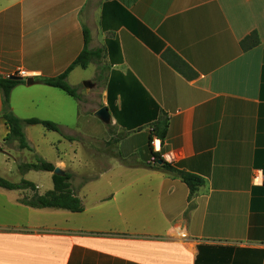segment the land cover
Instances as JSON below:
<instances>
[{
  "label": "crops",
  "instance_id": "crops-1",
  "mask_svg": "<svg viewBox=\"0 0 264 264\" xmlns=\"http://www.w3.org/2000/svg\"><path fill=\"white\" fill-rule=\"evenodd\" d=\"M84 27L101 52L68 72L75 99L36 79L69 67ZM167 48L187 76L163 58ZM90 66L91 107H107L103 141L119 159L88 178L83 189L103 176V191L80 198L79 212L30 207L19 199L31 190L0 187V264H264V0H0V76L34 78L10 92L17 117L74 116L86 104L77 78ZM160 115L167 133L152 151L203 178L192 196L174 171L147 164ZM7 132L0 116V141ZM76 155L52 163L82 176Z\"/></svg>",
  "mask_w": 264,
  "mask_h": 264
},
{
  "label": "trees",
  "instance_id": "trees-1",
  "mask_svg": "<svg viewBox=\"0 0 264 264\" xmlns=\"http://www.w3.org/2000/svg\"><path fill=\"white\" fill-rule=\"evenodd\" d=\"M82 35L83 48L77 55V57L73 60V62L69 65V67L59 75L53 77L38 78L36 79L37 82L59 88L75 99H80V95L77 93V89L67 82V74L75 66L85 68L89 62L98 58L101 52V49L88 48L90 34L86 27L83 28ZM257 42V35H255V40H253L252 44H256ZM241 45L243 49L248 48L246 40H243ZM162 56L173 68H175L178 72L185 76H187V71L192 70L191 67L170 48L165 49L162 53ZM23 82L24 81L22 80H14L10 79L9 77L0 76V91L2 99V109L0 116L1 118H3L4 123L8 128V132L4 137V141L6 143H11L12 141L16 140L20 149L32 150L23 130L24 124H40L45 129L51 131H60V128L56 123L52 121L38 118L21 119L12 112L9 103L10 92L13 87ZM144 94L146 95L145 97H147V94L145 92ZM167 127L168 119L165 115H160L150 123L148 145L154 162H149L147 164H152L149 166H152L153 168L174 171L175 174L181 177V179L187 185L189 189V195L192 196L203 184V178L194 173L175 169L174 167H172V165H170V163L164 161L161 158L160 154L152 151V147L150 144L152 138L157 137L162 141L166 136ZM109 131L111 132L110 128ZM64 138L69 141L84 140L82 136L76 138L70 135H64ZM111 141H108L107 143H110ZM119 155L120 154L118 153V156ZM159 159L162 160L161 164H158ZM18 168L21 173H25L30 170H42L51 172V181L53 185L51 189L46 190L44 193H39L35 183L30 180L22 178L18 182H12L3 177H0V187L2 188L29 189L32 191L31 195H25L19 199L21 203L35 208H61L72 212H79L83 210L81 199L77 196L75 190L71 187V179L73 177V174L71 172L64 171L63 174L52 173L55 165L52 162L41 158L40 156H36L35 161L33 162H24L18 164ZM87 180L88 178L84 179V182Z\"/></svg>",
  "mask_w": 264,
  "mask_h": 264
},
{
  "label": "rangeland",
  "instance_id": "rangeland-1",
  "mask_svg": "<svg viewBox=\"0 0 264 264\" xmlns=\"http://www.w3.org/2000/svg\"><path fill=\"white\" fill-rule=\"evenodd\" d=\"M77 79L80 80L77 88L86 98L84 100L86 102L85 106H81L80 110L74 114V116L59 119L60 121L56 124L59 126L60 131H49L44 129L41 125L24 124L23 130L32 150L20 149L16 140L11 143L0 141V177L12 182H18L22 178L31 180L37 183L38 192L44 193L53 186L50 173L42 170H30L21 173L18 164L33 162L36 156H40L50 162H53L56 156L59 155L67 159L72 150H74L77 153L76 156L78 159L76 168L82 175L75 176L74 174L72 178V183H74L73 187L78 190L80 184L83 189L85 184L89 182L88 180L84 182V179L93 177L101 172L108 164L111 162L115 163V160L119 159L114 141L110 143L103 141L107 135L106 125L94 115V111L91 107L93 102H97L95 101L96 99L92 102L89 97H91V95L97 96V94H99V88L97 86L88 89L84 86V81L95 79L93 75V66L82 71ZM66 97L72 103H77V100L69 96ZM64 135H70L76 138L85 136L92 139L84 138L83 141H69L64 138ZM89 167H92V169ZM96 179L97 182L100 181V185L97 189L84 188L85 190L83 189L81 193L76 192L77 196L82 198L85 204L90 201L88 199L94 195V191L96 193H101L103 191V176Z\"/></svg>",
  "mask_w": 264,
  "mask_h": 264
},
{
  "label": "water",
  "instance_id": "water-1",
  "mask_svg": "<svg viewBox=\"0 0 264 264\" xmlns=\"http://www.w3.org/2000/svg\"><path fill=\"white\" fill-rule=\"evenodd\" d=\"M8 77L10 79H14V80H22L24 81L26 84H31L34 82V78L32 76H26V77H21V76H18L16 74H11V75H8ZM84 86L86 87H92L93 86V83L89 82V81H85L84 82ZM95 116H97L100 120H102L103 122L107 123L110 121V115H109V112H108V109L106 106H101L94 114ZM158 163L161 164L162 163V160L159 159L158 160ZM52 173H56V174H63L64 173V170L59 168L58 166H55L54 170Z\"/></svg>",
  "mask_w": 264,
  "mask_h": 264
},
{
  "label": "built area",
  "instance_id": "built-area-1",
  "mask_svg": "<svg viewBox=\"0 0 264 264\" xmlns=\"http://www.w3.org/2000/svg\"><path fill=\"white\" fill-rule=\"evenodd\" d=\"M14 74L21 76V77H26L29 76V73H27V71L23 70V69H18ZM151 147L152 150L155 148L157 151L159 150V144H160V140L157 137H153L151 142ZM161 158L164 159V155H161ZM154 160H151V163H153Z\"/></svg>",
  "mask_w": 264,
  "mask_h": 264
}]
</instances>
